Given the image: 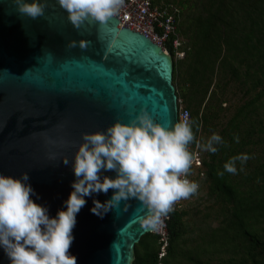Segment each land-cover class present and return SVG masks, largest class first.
<instances>
[{
  "label": "water",
  "instance_id": "obj_1",
  "mask_svg": "<svg viewBox=\"0 0 264 264\" xmlns=\"http://www.w3.org/2000/svg\"><path fill=\"white\" fill-rule=\"evenodd\" d=\"M47 5L32 19L14 0H0V173L27 172L32 198L54 217L72 191L71 162L83 134L129 123L142 111L171 126L178 122V98L173 60L161 46L119 28L114 17L76 28L57 0ZM112 193L87 197L77 215L70 248L77 264H131L140 238L154 232L136 199L103 218L90 211L94 199L104 202ZM0 264H10L3 249Z\"/></svg>",
  "mask_w": 264,
  "mask_h": 264
},
{
  "label": "trees",
  "instance_id": "obj_2",
  "mask_svg": "<svg viewBox=\"0 0 264 264\" xmlns=\"http://www.w3.org/2000/svg\"><path fill=\"white\" fill-rule=\"evenodd\" d=\"M150 3L166 11L164 18H173L175 36L182 42V59L171 46L174 35L165 48L173 60L177 98L195 122L189 146H195L199 133H214L221 115L232 112L217 133L226 143L203 158L201 180L208 182L207 199L213 201L202 214L204 226L188 241L189 213L173 212L164 258L158 259L159 236L149 233L135 245L131 264H264V0ZM232 89L241 97L230 108L227 94ZM240 154L250 159L243 165L237 161V174L226 172L223 165ZM214 209L218 225L211 227L207 221Z\"/></svg>",
  "mask_w": 264,
  "mask_h": 264
},
{
  "label": "clouds",
  "instance_id": "obj_3",
  "mask_svg": "<svg viewBox=\"0 0 264 264\" xmlns=\"http://www.w3.org/2000/svg\"><path fill=\"white\" fill-rule=\"evenodd\" d=\"M57 2L71 24L79 28L89 19L106 23L119 14L125 0ZM14 3L19 13L32 19L43 16L48 6L47 0ZM69 46H76V42L71 41ZM194 123L185 114L182 121L165 126L142 111L129 123L117 120L104 131L83 134L71 162L75 176L72 191L54 217L48 207L32 198L36 193L27 172L19 177L0 173V249L10 264H77L78 258L70 252L77 215L87 204V197L107 194L110 189V199L93 200V214L103 218L121 201L136 199L147 210L145 226L157 230L163 218L174 211L177 201L198 191L199 184L188 179L193 162L189 145L195 140ZM225 143L221 135L213 133L202 148L216 153L217 145ZM248 159V154L233 156L223 168L237 174V161L243 165ZM62 160L69 164L67 158ZM109 171L115 175L104 174ZM218 174L223 176L224 172Z\"/></svg>",
  "mask_w": 264,
  "mask_h": 264
},
{
  "label": "built area",
  "instance_id": "obj_4",
  "mask_svg": "<svg viewBox=\"0 0 264 264\" xmlns=\"http://www.w3.org/2000/svg\"><path fill=\"white\" fill-rule=\"evenodd\" d=\"M164 16H166V11L152 8L150 0H125L124 4L121 6L119 14L114 18L118 19L119 28H127L146 36L167 52L165 45L168 42L170 35H176V27L171 16L167 15L165 18ZM171 46L175 52V57L182 59L184 53L179 50L182 46V42L177 36L171 40ZM185 114L190 116L189 111L181 107L180 104L178 106V121H182L185 118ZM189 151L193 155V162L188 174V179L199 182L204 177L203 157L201 156L199 145L196 144L194 147L189 146ZM184 201L185 199L177 201L174 205V211L165 216L159 228L153 232L159 236V261L164 258L166 247L168 246L167 228L170 215L173 212L182 210Z\"/></svg>",
  "mask_w": 264,
  "mask_h": 264
},
{
  "label": "rangeland",
  "instance_id": "obj_5",
  "mask_svg": "<svg viewBox=\"0 0 264 264\" xmlns=\"http://www.w3.org/2000/svg\"><path fill=\"white\" fill-rule=\"evenodd\" d=\"M173 84H174V87L176 90L175 83H173ZM176 95H177V93H176ZM177 97H178V95H177ZM240 97L241 96L239 94H237L233 89L229 90V92L227 94V101H228L227 106L231 108L232 106L239 104L240 103ZM178 102H179L178 106L181 104V107L185 108L182 100H178ZM223 106H226V105H223ZM230 112H232V111L225 112L223 115H221L222 117L220 120V124L218 125L217 130L214 133L217 134L218 131L220 130V128L226 123V121L228 120V118L231 115ZM212 134H206L205 135V134L199 133L197 135L199 140L197 139L196 144L199 145L201 156L204 159H206V154L208 151L203 150L202 145L207 142V140L211 137ZM203 180L197 182L199 184L198 191L194 195L185 199L184 206L182 208V210H185L189 213V216L186 217V219H185L186 228H187L186 237H187L188 241H191L193 238H195V235L199 233V229L204 226L201 224L202 214H205L207 212L208 208L213 205V201L211 199H207V195H206L208 182L205 180L203 183ZM216 211L217 210H215V209L210 211L212 216L207 221V223L211 227H215L218 225Z\"/></svg>",
  "mask_w": 264,
  "mask_h": 264
}]
</instances>
